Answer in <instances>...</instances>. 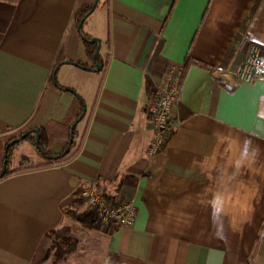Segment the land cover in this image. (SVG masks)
I'll list each match as a JSON object with an SVG mask.
<instances>
[{"label": "crops", "instance_id": "crops-1", "mask_svg": "<svg viewBox=\"0 0 264 264\" xmlns=\"http://www.w3.org/2000/svg\"><path fill=\"white\" fill-rule=\"evenodd\" d=\"M89 3L0 0L1 142L65 125L68 90L85 105L71 159L0 180V264H44L49 233L70 227L65 210L97 182L135 214L98 233L95 264H264V73L233 74L244 47L264 49V0H101L78 31L73 14ZM81 35L101 41L100 70ZM172 67L178 124L151 156L146 106ZM89 73L88 100L62 83Z\"/></svg>", "mask_w": 264, "mask_h": 264}, {"label": "trees", "instance_id": "trees-1", "mask_svg": "<svg viewBox=\"0 0 264 264\" xmlns=\"http://www.w3.org/2000/svg\"><path fill=\"white\" fill-rule=\"evenodd\" d=\"M94 0H90V3L81 8L75 10L72 21L76 26L80 24V22L83 20L85 14L89 11L90 6ZM101 0L98 1V4ZM97 4V5H98ZM86 20V19H85ZM85 20L83 23H85ZM82 28V27H81ZM83 37L86 40H90L91 38L86 37L83 35ZM83 44L85 47V53L89 58H92V54L94 53V50L96 48L95 43H88L83 40ZM100 55L97 57V62H99ZM60 61L57 60L55 63V66L53 67V71L51 72L49 76V82L53 83L55 80V71L56 67ZM80 65H83L80 63ZM186 67V65H185ZM82 102H80L79 99L75 98L72 105L68 108V121L65 123V125L56 126L55 124H49L42 130H39V141H38V151L42 154L44 159L46 160L43 164H35L32 159L29 158H22L18 161L17 166L13 169H9V154L11 149L16 146L17 144L12 145L7 150V163H6V169L5 173L2 177H0V180L3 178L18 174V173H25L33 170H37L44 167H50V166H58L61 164L66 163L71 157L74 156L75 152H71L73 146L75 145L76 140V128L72 131V142L70 144V150L67 153L61 152L58 154H53L50 150L51 144L55 139L58 138H65L67 141V146L69 145V137H70V126L73 122H75L77 119L80 118L82 114ZM22 129V128H19ZM17 129V130H19ZM23 132H20L17 136H14L10 140H13L20 135H22ZM31 141L34 143L35 141V135L29 134L23 141ZM7 143H2L0 140V172L2 168V161H3V154L5 152V146ZM108 184H105L103 182H97L95 185H93V189L95 192L108 204L110 208L115 209L120 205V199L118 198L115 190H112L108 187ZM65 215L69 216V218L73 219L77 223L83 224L85 227H87L90 230H96L100 231V233L103 234H109L111 233L116 227L114 225V222L111 220L107 224H102L101 220L97 217L96 213L89 209L86 204V200L83 198H75L74 203L72 206H70L67 210H65ZM67 232V228L65 229ZM52 240L51 249L48 252V255L51 250H54V256L56 259H63L65 255L68 253H71L73 250L74 245L76 244V240L71 237H62L55 234V231H52L49 233ZM65 243V245H64Z\"/></svg>", "mask_w": 264, "mask_h": 264}, {"label": "built area", "instance_id": "built-area-1", "mask_svg": "<svg viewBox=\"0 0 264 264\" xmlns=\"http://www.w3.org/2000/svg\"><path fill=\"white\" fill-rule=\"evenodd\" d=\"M182 73V67L167 69L162 84L156 90V96L147 103L146 111L153 129V139L148 149L151 156L160 153L164 140L178 124L176 108ZM263 73L264 49L258 44L249 43L233 74L237 81L251 84ZM80 197L86 200L87 207L96 213L102 224L112 220L115 227L125 226L131 223L135 214L134 208L127 203H122L115 209L110 208L90 187L86 188Z\"/></svg>", "mask_w": 264, "mask_h": 264}, {"label": "rangeland", "instance_id": "rangeland-1", "mask_svg": "<svg viewBox=\"0 0 264 264\" xmlns=\"http://www.w3.org/2000/svg\"><path fill=\"white\" fill-rule=\"evenodd\" d=\"M93 72V70L91 71ZM95 73H89V75L81 76H69L65 78V85H70L74 89L88 100L91 97V93L96 85V80L93 77ZM23 135V134H22ZM21 136V135H20ZM19 136V137H20ZM17 137V138H19ZM15 138V139H17ZM13 139V140H15ZM12 141V140H10ZM9 141V142H10ZM8 143V142H7ZM37 147L34 143L29 141H22L14 146L9 154V169H13L17 166L18 160L27 157L26 155L32 154L34 157V163H38L40 159L38 156ZM28 158V157H27ZM4 161V159H3ZM2 161V166H3ZM7 163V162H6ZM70 227H61L55 231L56 235L62 237H71L76 240V244L73 247L71 253L64 256L63 259H56L54 256V250H51L49 255L46 257L44 264H95L102 252V244L98 239V233L100 231L90 230L83 224L77 223L71 219ZM67 228V232L65 231ZM65 245V243H64Z\"/></svg>", "mask_w": 264, "mask_h": 264}, {"label": "water", "instance_id": "water-1", "mask_svg": "<svg viewBox=\"0 0 264 264\" xmlns=\"http://www.w3.org/2000/svg\"><path fill=\"white\" fill-rule=\"evenodd\" d=\"M98 1L99 0H94L90 6V9L89 11L85 14L83 20L80 22V24L77 26V29L78 31L81 30V27L83 25V21L88 18L92 12L96 9L97 7V4H98ZM82 40L88 42V43H95L96 44V48L94 50V53L92 54V61H93V64L95 65L96 69L97 70H100L101 69V66L97 63V57L99 55V52H100V48H101V41L98 39V38H91L90 40H86L82 35ZM245 47L241 50V52L239 53V55L237 56L236 60H235V63H234V68H233V71L235 70V68L237 67V65L240 63L242 57H243V54L245 53ZM62 64H71L73 66H76V67H79V68H82L84 70H90V68L86 67V66H82L80 65L79 63L77 62H70V61H64L62 62ZM54 83H55V80H54ZM70 93H72L77 99L80 100V102H82V99L73 91V90H68ZM82 106H83V112H85V105L83 104L82 102ZM83 114L80 116V118L78 120H76L70 127V139H69V145L66 147L64 153H67L70 149V144L72 142V138H73V135H72V131L74 130L75 126L77 125L78 121L82 118ZM30 132H25L23 135H21L19 138L15 139V140H12L10 142H8L5 146V152L3 154V166L1 168V172H0V177H2L5 173V169H6V162H7V150L9 149V147H11L12 145L14 144H17V143H20L22 142L28 135H29ZM33 133L35 134V141H34V145L38 148V141H39V131L38 130H34Z\"/></svg>", "mask_w": 264, "mask_h": 264}]
</instances>
